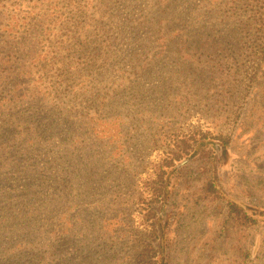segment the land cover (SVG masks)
<instances>
[{
  "label": "trees",
  "instance_id": "16d2710c",
  "mask_svg": "<svg viewBox=\"0 0 264 264\" xmlns=\"http://www.w3.org/2000/svg\"><path fill=\"white\" fill-rule=\"evenodd\" d=\"M124 1L131 15L119 11V0H0V264H173L172 180L192 192L195 207L225 200L212 167L214 150L229 139L199 127L185 133L181 121L188 96L201 102L209 77L251 80L249 63H264V0H198L181 4V15L171 13L173 0ZM102 19L124 34L109 32ZM84 28L106 32L92 38ZM198 48L207 53L192 54ZM224 61L229 69L217 74ZM240 61L245 65L237 71L232 62ZM131 76L139 86L127 89L125 99L112 97L108 84ZM189 83L196 97L188 95ZM179 98L187 101L181 113ZM67 122L69 138L84 142L73 152L85 160L82 190L73 189L59 170L62 159H54L58 178L49 189L56 198L25 197L23 208L39 206L37 215H26L17 199L3 197L4 181L16 175L18 157L26 158L22 170L32 156H46L29 150ZM98 125L104 131L91 140ZM115 127L136 131L115 148ZM48 145L57 144L50 138ZM160 149L165 155L155 178L142 187L130 182L144 171L148 152ZM141 203L145 231L133 216ZM227 208L243 228L259 223L234 202Z\"/></svg>",
  "mask_w": 264,
  "mask_h": 264
},
{
  "label": "rangeland",
  "instance_id": "374dc122",
  "mask_svg": "<svg viewBox=\"0 0 264 264\" xmlns=\"http://www.w3.org/2000/svg\"><path fill=\"white\" fill-rule=\"evenodd\" d=\"M119 1L125 2L124 0ZM173 1L177 6L171 13L178 12L181 15V4L191 7L198 0ZM125 6V3L123 5L120 3L119 11L124 15H131L133 10H125ZM156 8V6L151 7L153 12ZM91 21L93 22V19ZM102 21L107 25L109 32L124 34L123 28L117 27L114 21L108 19H102ZM113 23L114 26H111ZM84 31L88 36L92 35V38H100L106 32H100V30L98 33L90 32L87 28H84ZM119 46L116 48L122 49ZM194 53H207V51L205 48H198L192 50V54ZM232 63L237 71H241L238 69L245 65V62L241 61ZM249 65L254 66L251 80L242 76L231 78L229 76V81L225 83L216 78L210 80L209 77L207 84L206 81L203 84L205 90H199L202 101L195 102L189 96L188 102L186 101L188 111L185 120L181 121L183 122L182 131L188 133L199 127L204 132L211 131L219 137L229 139L230 144L226 148L220 145L213 154V178L225 200H219L216 203L207 202L195 207L192 203V192H186L185 188L180 186L179 178L172 180V197H175L176 201L178 199L173 221L175 237L173 264H264V63L258 68L253 62ZM228 66L229 64L224 61L223 66L216 68V70L222 69L217 74L222 71L226 72L229 69ZM185 70L179 67V71ZM189 85L191 86L187 90L188 95L196 97L197 89L193 84L189 83ZM138 86L139 82L136 77L131 76L130 78H119L108 84L107 88L111 91L112 97L125 99L126 90ZM180 88L179 84V91ZM211 88L216 92L208 93ZM163 89L162 93L165 92ZM103 96L106 94L101 95ZM95 97L96 95L92 94L91 101ZM186 102L179 98V113ZM67 124L68 122L60 124L49 136L43 138V142L38 143L33 150H29L32 153L39 149L44 151L46 156L38 152L41 155L32 156L29 160L32 166H26L22 170L20 165L24 164L26 158L18 157L16 164L19 165V169L16 170V175L4 181L5 194L3 197L8 202L17 199V206L27 211L26 215H31V213L37 215L39 206L31 209L23 208L19 203L25 197H39L44 201L56 198L49 189L58 178L55 174L58 164H53L54 159H62L63 167L59 170L63 172L65 170V178L71 181L73 189L78 187L80 191L82 190L85 179V160L73 152L77 149L76 146L84 142L78 139L79 135L77 140L73 137L69 138L72 132L69 131ZM114 129L115 134L112 135L110 144L115 148L123 146L136 131L126 134L122 132V128L115 127ZM103 131L104 128L98 125L95 132L90 134L91 140L94 137H100ZM53 133L59 134L52 136ZM82 137L85 138V136ZM50 138L57 145L49 146ZM196 150L197 148L194 149L193 155ZM148 153L149 158L147 157L145 161L144 171L135 173L133 178L130 177V182L134 180L141 187L144 182L155 178L156 165L164 157L165 149ZM47 154L51 156L47 158ZM111 164L118 165L117 162H113V159ZM182 165H178L176 169H180ZM78 169H82L83 172H77ZM190 175L194 176L195 172ZM227 201L239 205L259 223L248 228L237 225L228 214ZM134 209L135 225L145 231L146 228L141 225L144 222L143 215L147 207L141 203ZM161 215L160 218H162ZM7 216L13 217L12 214ZM251 242L254 243L255 248H252L251 244L249 246Z\"/></svg>",
  "mask_w": 264,
  "mask_h": 264
},
{
  "label": "water",
  "instance_id": "95a60500",
  "mask_svg": "<svg viewBox=\"0 0 264 264\" xmlns=\"http://www.w3.org/2000/svg\"><path fill=\"white\" fill-rule=\"evenodd\" d=\"M216 182V181H215ZM217 185V184H216ZM218 187V186H217ZM219 189V188H218Z\"/></svg>",
  "mask_w": 264,
  "mask_h": 264
}]
</instances>
